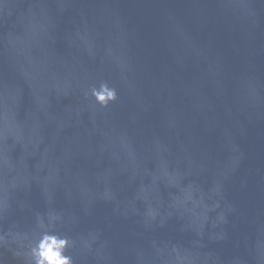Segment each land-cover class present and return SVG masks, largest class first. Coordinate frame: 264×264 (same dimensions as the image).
Listing matches in <instances>:
<instances>
[{"label": "water", "instance_id": "1", "mask_svg": "<svg viewBox=\"0 0 264 264\" xmlns=\"http://www.w3.org/2000/svg\"><path fill=\"white\" fill-rule=\"evenodd\" d=\"M263 86L264 0H0V264H149Z\"/></svg>", "mask_w": 264, "mask_h": 264}, {"label": "clouds", "instance_id": "2", "mask_svg": "<svg viewBox=\"0 0 264 264\" xmlns=\"http://www.w3.org/2000/svg\"><path fill=\"white\" fill-rule=\"evenodd\" d=\"M91 97L102 108H107L110 103L117 100V90L106 81H101L99 87L90 89ZM87 95V93H86ZM66 236L44 231L31 249V258L34 264H73L72 257L66 255V249L74 245Z\"/></svg>", "mask_w": 264, "mask_h": 264}]
</instances>
